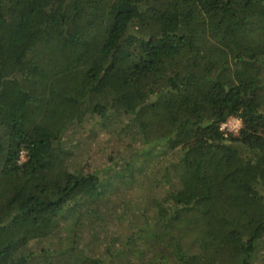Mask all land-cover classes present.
<instances>
[{
	"label": "trees",
	"instance_id": "1",
	"mask_svg": "<svg viewBox=\"0 0 264 264\" xmlns=\"http://www.w3.org/2000/svg\"><path fill=\"white\" fill-rule=\"evenodd\" d=\"M263 66L264 0H0V264H264Z\"/></svg>",
	"mask_w": 264,
	"mask_h": 264
},
{
	"label": "rangeland",
	"instance_id": "2",
	"mask_svg": "<svg viewBox=\"0 0 264 264\" xmlns=\"http://www.w3.org/2000/svg\"><path fill=\"white\" fill-rule=\"evenodd\" d=\"M16 64L15 63H8L7 64H3V66L1 67L2 71H5V75H9L11 74L15 69ZM7 78V76H6ZM9 81V80H7ZM259 83H261L263 89H264V66L263 69L261 70V79L259 81ZM9 89H11V86H9ZM222 128L228 129V130H232V131H237L239 128V121L235 118H229L223 125ZM147 135L149 136H154L156 133H158L157 131H154V129L152 127H147ZM89 142V146L91 147V149H89V152L86 153L84 152L80 157L83 158L84 160V164H82L83 166H85V168H88L89 165L92 166L94 164L100 166L102 164H108L109 158L110 156H112L111 154L115 155L114 152L111 151L112 147L111 146V142L109 141V138L107 136V134L104 131H100L98 133V135L95 137L94 141H90ZM22 153V158L21 160L23 161L25 159L24 153ZM112 179V178H111ZM116 177L114 176L113 178V184L114 187L112 189L116 190L117 188V184L119 183L117 181ZM111 196V201H110V208L112 206L117 205V202L115 201V197H112V194L109 195V197ZM119 200V199H118ZM111 211V209H110ZM106 216H105V220L104 222H106L107 224L111 223V228H116V232L120 233L122 232L123 229L120 228V224L117 221H112L113 218H115L114 215V211L111 212H106L104 211ZM106 218H109V221H106ZM242 231H244L242 229ZM245 232V231H244ZM102 230L100 229V227L97 226V222L95 223H91V224H87V226L85 227H81L79 229V235H83V242H85L87 239L85 238V236L87 238H91L92 240H99L98 238L102 237ZM263 237V238H262ZM261 240H259L258 245L256 247V255L259 257L262 255V252L264 250V234L262 236ZM60 258V256H59ZM260 258V257H259ZM53 264H55L59 259L57 258L56 255H54V257H50L49 259ZM256 263L259 264V262L256 260Z\"/></svg>",
	"mask_w": 264,
	"mask_h": 264
},
{
	"label": "built area",
	"instance_id": "3",
	"mask_svg": "<svg viewBox=\"0 0 264 264\" xmlns=\"http://www.w3.org/2000/svg\"><path fill=\"white\" fill-rule=\"evenodd\" d=\"M21 158H22V153L20 154V161H22Z\"/></svg>",
	"mask_w": 264,
	"mask_h": 264
}]
</instances>
